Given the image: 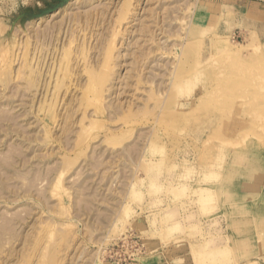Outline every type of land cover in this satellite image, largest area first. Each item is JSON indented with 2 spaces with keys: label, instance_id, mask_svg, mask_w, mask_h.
Returning <instances> with one entry per match:
<instances>
[{
  "label": "rangeland",
  "instance_id": "rangeland-1",
  "mask_svg": "<svg viewBox=\"0 0 264 264\" xmlns=\"http://www.w3.org/2000/svg\"><path fill=\"white\" fill-rule=\"evenodd\" d=\"M220 1L0 0V264H264V23Z\"/></svg>",
  "mask_w": 264,
  "mask_h": 264
},
{
  "label": "crops",
  "instance_id": "crops-1",
  "mask_svg": "<svg viewBox=\"0 0 264 264\" xmlns=\"http://www.w3.org/2000/svg\"><path fill=\"white\" fill-rule=\"evenodd\" d=\"M217 7L224 14H232L235 17H244L248 21L254 20L257 23H264V2L256 0H221Z\"/></svg>",
  "mask_w": 264,
  "mask_h": 264
},
{
  "label": "bare ground",
  "instance_id": "bare-ground-1",
  "mask_svg": "<svg viewBox=\"0 0 264 264\" xmlns=\"http://www.w3.org/2000/svg\"><path fill=\"white\" fill-rule=\"evenodd\" d=\"M254 176H256V178H257V175L249 176V178L252 179ZM254 180H256V179L254 178ZM257 182H258V180H257L256 182H254V184L251 185L250 187L253 189V188H255L256 186H257V187L260 186V184L258 185ZM256 183H257V185H256ZM260 183H261V181H260ZM252 189H251V190H252ZM252 191H253V190H252ZM209 199H211V196H208V200H209ZM249 225H250V221L244 223L242 226H244V227H249Z\"/></svg>",
  "mask_w": 264,
  "mask_h": 264
}]
</instances>
